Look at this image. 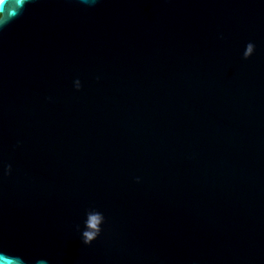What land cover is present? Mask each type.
Masks as SVG:
<instances>
[{
    "label": "water",
    "instance_id": "95a60500",
    "mask_svg": "<svg viewBox=\"0 0 264 264\" xmlns=\"http://www.w3.org/2000/svg\"><path fill=\"white\" fill-rule=\"evenodd\" d=\"M0 9V264H264V0Z\"/></svg>",
    "mask_w": 264,
    "mask_h": 264
},
{
    "label": "clouds",
    "instance_id": "9594fccd",
    "mask_svg": "<svg viewBox=\"0 0 264 264\" xmlns=\"http://www.w3.org/2000/svg\"><path fill=\"white\" fill-rule=\"evenodd\" d=\"M20 2L24 3V0H20ZM84 2H88V0H84ZM92 2L94 3L95 0H92ZM5 16H6V12L3 9H0V29H2L4 26L3 22L5 21ZM248 47H249L250 52L254 51V49H255L254 44H249ZM81 87H82V83H81L80 79H77V89H80ZM11 172H12V166L9 164L7 166V173L11 174ZM139 179L140 178L137 177V180H139ZM92 231H93L94 235L90 238L86 237L83 241L85 244H89V245L92 244V242L95 241L102 234V231L99 228L93 229ZM9 255L20 257L18 255L13 254V253H9ZM25 264H26V261H25Z\"/></svg>",
    "mask_w": 264,
    "mask_h": 264
},
{
    "label": "snow or ice",
    "instance_id": "6c2138e0",
    "mask_svg": "<svg viewBox=\"0 0 264 264\" xmlns=\"http://www.w3.org/2000/svg\"><path fill=\"white\" fill-rule=\"evenodd\" d=\"M5 0H0V3L4 4Z\"/></svg>",
    "mask_w": 264,
    "mask_h": 264
}]
</instances>
